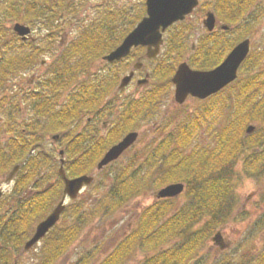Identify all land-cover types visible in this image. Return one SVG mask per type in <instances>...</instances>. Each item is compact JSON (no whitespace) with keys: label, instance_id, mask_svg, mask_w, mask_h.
<instances>
[{"label":"trees","instance_id":"trees-1","mask_svg":"<svg viewBox=\"0 0 264 264\" xmlns=\"http://www.w3.org/2000/svg\"><path fill=\"white\" fill-rule=\"evenodd\" d=\"M114 1L106 0V9H99L98 15L87 21L82 13L79 14L85 6L71 4L70 0H0V93L7 77L21 69L39 65V57L43 53L48 51L52 59L40 79L38 93L42 95L41 99L34 102L37 99H34V92L25 96V101H31V106H35L40 119L31 125L28 124L31 121L27 122L23 143L18 147V140H15L8 163L0 142V176L16 164L21 165L11 193L0 198V206L6 202L10 204L9 207H0V264H16L15 258L23 252L36 224L62 197L64 181L61 177L43 190L37 189L39 184L45 183L41 169L54 160L53 152L32 151L35 145V149L43 146L44 134L62 130L67 118H72L75 124L72 146L66 142L69 139L66 133L59 143L65 148V169L69 176L92 172L104 154L110 135L102 147L98 144L100 141L89 147L88 136L79 132L78 127L107 95L116 94L123 71L121 64L126 58L106 62L109 68L102 71L91 72V68L96 60H102L105 54L119 45L145 14L143 10V15L139 12L127 14L121 19L112 6ZM255 1L258 0L233 1L231 6L223 9L228 15L226 20L238 26L249 19L247 9ZM7 18L38 24L48 32L41 42L37 40L27 44L12 31L20 43L8 42L5 36L8 28L4 26ZM70 20L75 21L78 32L67 43L59 44L60 34ZM185 41L186 36L180 32H175L168 40V53L152 68V85L138 98L126 102L120 114L121 134L156 117L183 56ZM233 44L224 51L199 48L191 55L190 63L201 68L214 67ZM260 54L254 56L250 53L240 68L238 78L212 95L217 97L230 88L226 93L232 98L225 101L226 107L232 111L228 121L215 129L214 135L211 131L206 142L187 148L196 136L197 128L209 117L206 111L177 124L168 133H165L166 126L160 125L157 130L163 135L161 140L147 146L144 153L138 154L117 173L111 188L103 196L95 198L92 193H87L67 205L62 214L64 222L59 224V221L43 238L40 258L34 264L57 262L79 239L86 226L98 216L122 207L142 186H161L177 181L186 184L184 202L175 206L173 198L155 200L142 209L136 226L109 252L102 257L95 252H86L73 264H124L136 249L146 253L139 264H205L199 256L200 250L212 233L226 224L238 204L237 164L242 162V169L248 176L264 177V64ZM86 74L89 75L83 77ZM72 86L74 88L71 89ZM62 93L65 104L63 109L57 107L55 111L52 108L53 96L58 97ZM223 114L219 112L212 117L217 120ZM253 122L261 126L257 125L253 132L248 133L246 129ZM37 143H42V146ZM141 157L144 161L138 167L136 163ZM133 165L137 167L132 169ZM35 178L38 180L34 185L36 189L25 192ZM243 257L242 264H264V246L258 252L244 253Z\"/></svg>","mask_w":264,"mask_h":264},{"label":"rangeland","instance_id":"rangeland-1","mask_svg":"<svg viewBox=\"0 0 264 264\" xmlns=\"http://www.w3.org/2000/svg\"><path fill=\"white\" fill-rule=\"evenodd\" d=\"M104 1L98 5H84L85 10H80L79 14L81 15L82 13L86 20L89 21L91 18L98 15L99 9H106V0ZM108 1L111 0H107V2ZM256 2L257 1H255V3L247 9V15L250 18L242 21L238 26L232 24L236 27H234L226 35L229 36L234 44L246 36L250 37L251 54L256 56L261 53V63L264 64V0H259L257 3ZM144 4L145 0H115L112 2L113 8L119 12L121 19L127 14L133 15L140 13L143 15V10L145 11ZM16 21L18 20L10 18L5 19L4 26L8 28L7 35L5 36L8 39V42L15 41L16 43H20L15 37H13L12 34V31H14L13 26ZM22 22L32 27V36L37 37L38 42H41L42 37L48 32V30L41 28L38 24L33 25L26 21ZM179 27L180 25H174L173 30H176ZM64 28V31L60 34V38H63V40H66V38L70 40L78 32V26L73 20H70V23L65 25ZM199 33L200 32L197 31L194 33L193 37L189 38L188 48L182 51L183 56L181 57V61L188 60L190 62V57L193 52L197 53V51H191L190 48L193 44L198 42L197 34ZM168 45L169 44L165 43L161 52L154 58H148L146 56V48L144 46L135 47L133 48L131 55H129L121 64L123 71L120 74L119 81L123 75L127 74L134 68V64L139 57H142L144 62L143 69L136 71V75L129 85L119 91L117 88L115 89L117 104L122 105L121 112L123 111L124 107L126 106V102L129 99L138 98L142 92L152 85L153 81L151 77L150 82L147 85H138L137 80L141 77H144L146 72H152L153 66L160 62L168 53ZM39 59L40 61L45 60V64H47L46 62H51L52 60L48 51L43 53ZM106 65V61L96 60L93 67L91 68V72H96L99 70L102 71L105 68H109ZM193 67L201 68L197 66ZM32 74V71H29L28 74L23 75L20 70L12 74L9 77V81L17 82V84L13 83L17 86L19 85V82L22 80V78L30 79ZM88 75L89 74L83 75V77ZM12 85L11 87H13ZM72 88H74V86H72L71 89ZM71 89H69V91ZM229 89L230 88L224 90V94H222V92L221 95L219 94L217 97L210 96L207 99H199L189 96L185 103L179 104L174 99L175 86L172 82L169 91L165 94L164 99L155 114L156 117L150 119L148 122H140V125L137 126L136 129L140 130V136L137 142L132 147H130L119 159L111 162L102 170H98L96 166L95 169L90 172L95 177L93 184L86 186L81 192L79 198L83 197V195L87 193H92L93 197L95 198L103 196L106 190L111 188V182L117 173H119L128 163H130V161L132 162V160L135 159L138 154L144 153L147 146L153 144L154 142L157 143L161 140L163 135L159 133L157 128L162 124L166 126L165 133H168L177 124L185 122L197 113H203V111H206L209 113V115H207L209 117L206 118V122L202 123V125L197 128L196 136L192 139L187 148H190L192 145H197L199 142H206L211 131L214 135V130L223 123H226L228 121V116H230V113L232 112L231 108L226 107L225 103L226 100L232 99L228 97L226 93ZM4 94L5 91L2 90L0 93L1 99L3 98ZM0 104H2V100ZM23 106V111L26 118L32 117L35 106L32 107L30 102L28 103L27 101L23 103ZM219 112H224V114L217 120H214L212 116H215ZM2 114L3 112L0 105V116ZM86 119L87 115L84 117L83 122L78 127L79 132H83L82 124L85 123ZM253 124L261 126V124L258 122H253ZM128 131L129 130L121 134L122 131H120L118 128V130L116 129V131H113L112 134L114 135L110 134L109 140L108 136H106L105 140H108V142L104 152L113 143H115L114 140H118ZM49 133L52 132H47L44 134L43 148L40 147L33 150L38 151V149H42L44 152L46 151L54 153L53 162L41 169V175L44 177L45 183L39 184V188L37 189L40 190H43L49 185L53 184V182L58 181L60 177L58 172L61 162L59 150L62 148V146L60 144L57 146L53 142V139L50 137ZM2 137L3 131L0 129V142L2 141ZM143 158L144 157H141L136 163L139 165L138 167H140V164L144 161ZM135 167L137 166L133 165L132 169ZM15 179L12 182H9L6 180V175L0 176V187L3 188L4 195L11 193ZM37 181L38 180L36 178L35 180H32L25 189V192L35 190L36 188L34 185ZM235 183L239 197L238 204L226 224H224L220 229L215 230L212 233L210 239L200 250L199 256L202 258V260H204L205 264H242L244 260V253L258 252L264 246V177L248 176L242 169V162H239L236 166ZM162 186L164 185L142 186L140 191L134 194L132 198L122 207L118 208L112 213L98 216L92 223L85 227L79 239L69 248L66 254L59 258L54 264L59 262L62 264H73V262L81 254L86 252H95L98 257L105 255L136 226L140 212L144 207L156 200V192ZM85 198L87 199V196ZM173 199L175 200V206H177L184 202L186 195L181 194ZM71 201L72 200L69 198L66 200L68 204H70ZM1 204L2 202H0V205ZM6 206L9 207L10 204L6 202L0 207L4 208ZM63 222L64 217L62 216L59 224H62ZM218 231L220 232V239L214 240V234ZM42 244L43 241L41 240V242L35 247L18 254L16 256L15 263H36L40 258L39 251ZM145 255L146 253L144 250L136 249L124 264H139Z\"/></svg>","mask_w":264,"mask_h":264},{"label":"water","instance_id":"water-1","mask_svg":"<svg viewBox=\"0 0 264 264\" xmlns=\"http://www.w3.org/2000/svg\"><path fill=\"white\" fill-rule=\"evenodd\" d=\"M196 3L197 0H146L147 14L124 37L117 47L104 56V59L108 61L120 60L128 56L133 47L139 45L147 46V57H156L164 43V31L174 22L184 19L185 15L193 9ZM207 24L210 30L214 29V15H210ZM14 29L24 39L31 32L29 25L19 21L14 24ZM250 49L251 40L247 37L236 44L220 64L210 69H196L187 61H182L172 77V81L175 83V101L183 104L189 95L205 99L236 80L239 69L249 55ZM142 66V60L138 59L134 64V69L121 78L119 89L126 87L132 81L135 69H140ZM149 76L150 73L147 72L145 77L138 79V85L148 83ZM256 127L255 124H249L247 132H253ZM139 134L137 130L128 132L119 142L106 151L98 162L97 168L102 169L110 162L118 159L125 150L136 142ZM58 136V134L53 135L55 139ZM61 154H64V150H61ZM64 162L65 160L62 158L59 169V173L65 182L63 197L53 210L36 225L32 237L25 243V250L33 248L60 220L66 208L67 197L76 199L83 187L94 181V176L90 174H82L73 178L68 177L64 169ZM18 169L19 165H16L8 174L7 180H12ZM184 190V182H173L161 187L156 192V196L157 198L175 197ZM2 194L3 190L0 188V197Z\"/></svg>","mask_w":264,"mask_h":264},{"label":"flooded vegetation","instance_id":"flooded-vegetation-1","mask_svg":"<svg viewBox=\"0 0 264 264\" xmlns=\"http://www.w3.org/2000/svg\"><path fill=\"white\" fill-rule=\"evenodd\" d=\"M102 1L104 0H70L69 3L90 6L98 5ZM233 1L235 0H197L196 5L189 13L185 15L184 19L176 21L164 31L163 45L165 43L168 44V40L172 38L173 35H175V32H180L186 36L187 41H185V47L188 48L189 38L193 37L194 33L199 31L200 33L197 34L198 42L191 46V51L198 52L199 48H203L204 50L212 48L215 51H224L226 47L233 42L226 34L230 32L234 26L229 24V22L226 20V16L228 15L226 11H223V9L224 7L231 6ZM210 15L215 16V26L213 30H210L207 24V20ZM174 25H180V27L176 30H173ZM20 39L22 42L27 44H29L30 41H37V37L34 36H31L28 39H23L20 37ZM60 39L61 40L59 44L62 45L69 41L67 38L66 40H63V38ZM44 61L45 60H41L40 64L34 67L31 66L27 67L26 69H21L23 75L28 74L29 71H32L33 74L30 79L22 78V80L19 82V85H17L18 87L15 85L17 82L9 81V77H7L4 81L3 91H5V94L2 99L0 98L2 100L1 109L3 112V114L0 116V129L3 131L2 150L4 159L7 161V163L9 162L11 150H14L15 148V140H18V147L23 143L24 134L27 131V122L31 121L28 123L31 125L33 122L36 123L40 119L35 110L32 117L26 118L23 111V103H25V96L28 92H34V99L37 98L34 100V102H38L41 99L42 95L38 93L41 87L40 79L42 73L46 72L49 67V62H46L47 64H45ZM11 85L13 87H11ZM64 104L65 96L63 93L58 97L53 96L52 108L55 111L57 107H59L60 110L63 109ZM121 106L122 105L117 104L116 94L107 95L95 111L87 114V119L85 123L82 124V129L83 133L88 136L86 141H88L87 143L89 147L98 141H100L98 144L102 147V143L105 141L106 136L112 134L114 128H117V130L120 128ZM74 126L75 124L72 121V118L68 117L63 126L64 128L57 132L49 133L50 137L52 138L54 133H60V136L53 140V142L58 146L63 139V134L66 133L69 135V139L66 140V142H69V144L72 146V133ZM37 144L38 146H42V143ZM36 146L37 145H35L33 148L35 149ZM61 149L65 150L63 146ZM215 239L219 240L220 236L216 237Z\"/></svg>","mask_w":264,"mask_h":264}]
</instances>
